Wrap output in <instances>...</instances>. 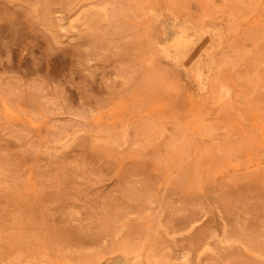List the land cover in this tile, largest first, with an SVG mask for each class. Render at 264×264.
I'll return each mask as SVG.
<instances>
[{
	"label": "rangeland",
	"instance_id": "1",
	"mask_svg": "<svg viewBox=\"0 0 264 264\" xmlns=\"http://www.w3.org/2000/svg\"><path fill=\"white\" fill-rule=\"evenodd\" d=\"M0 264H264V0H0Z\"/></svg>",
	"mask_w": 264,
	"mask_h": 264
}]
</instances>
